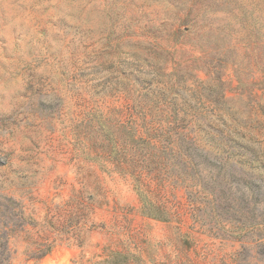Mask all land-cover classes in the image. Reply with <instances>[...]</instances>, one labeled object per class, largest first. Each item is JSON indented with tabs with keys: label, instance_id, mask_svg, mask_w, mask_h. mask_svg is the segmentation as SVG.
Returning a JSON list of instances; mask_svg holds the SVG:
<instances>
[{
	"label": "rangeland",
	"instance_id": "rangeland-1",
	"mask_svg": "<svg viewBox=\"0 0 264 264\" xmlns=\"http://www.w3.org/2000/svg\"><path fill=\"white\" fill-rule=\"evenodd\" d=\"M178 138L264 185V0H0V264H264V189L215 224Z\"/></svg>",
	"mask_w": 264,
	"mask_h": 264
},
{
	"label": "trees",
	"instance_id": "trees-1",
	"mask_svg": "<svg viewBox=\"0 0 264 264\" xmlns=\"http://www.w3.org/2000/svg\"><path fill=\"white\" fill-rule=\"evenodd\" d=\"M216 111V109H212ZM171 130L169 128L160 129L159 137H165V141H168L166 146L171 151V135H169ZM178 141V151L176 152L177 157L181 160V165H174L175 163H167L165 158L162 159L163 162H159L155 165L154 169H162V174L166 176H173L175 173L176 179H180L181 183L186 185V187L192 189V187H197V191L192 190L188 192L191 197V202H196V193L201 194V198L198 202L203 205L204 212L210 216V219L217 223L231 222L235 221L238 224L239 229H244L247 227H253L254 217L256 216V210L254 208L256 201L262 197L263 191L260 188V183L262 178L259 176L253 177L252 175H247L241 173L238 176L232 171V165L228 162V157L225 156L227 153L225 149H222L221 153L214 156L213 160L207 162L211 168L208 170V175L200 176L199 168L206 162L203 155L198 152L197 149L192 148L182 143V139H177ZM164 148V147H163ZM183 148V149H182ZM240 150L243 146L238 147ZM173 153V152H172ZM229 155V154H228ZM238 160L244 165L253 166L254 164L259 169H264L263 162H258L255 157L247 156L245 154H239ZM177 166V169L174 167ZM168 167L171 171L165 169ZM151 169V170H154ZM237 177V178H236ZM236 181L237 185L243 187V192L237 195V197L232 196L229 188L227 187L229 183ZM194 195H193V194ZM253 203V207L248 206ZM147 212L152 217L159 219H166L164 211L159 209H154L152 204L147 205ZM193 211L197 212V218L199 217L200 208H193Z\"/></svg>",
	"mask_w": 264,
	"mask_h": 264
},
{
	"label": "water",
	"instance_id": "water-1",
	"mask_svg": "<svg viewBox=\"0 0 264 264\" xmlns=\"http://www.w3.org/2000/svg\"><path fill=\"white\" fill-rule=\"evenodd\" d=\"M198 150H199V149H198ZM198 152H200V153L203 155V158L206 159V162H205V163L212 161L213 158H214V157H210L206 152H204V151H202V150H199ZM205 163H203V164L200 166V168H199V173H200V175H204V176L208 175V170H207V168H206V166H205ZM260 188H261V190L263 191V189H264V185H263L262 182L260 183Z\"/></svg>",
	"mask_w": 264,
	"mask_h": 264
}]
</instances>
